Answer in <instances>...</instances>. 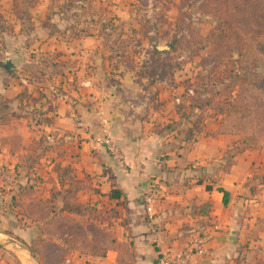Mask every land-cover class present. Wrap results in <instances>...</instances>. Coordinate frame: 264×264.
<instances>
[{
  "label": "crops",
  "instance_id": "1",
  "mask_svg": "<svg viewBox=\"0 0 264 264\" xmlns=\"http://www.w3.org/2000/svg\"><path fill=\"white\" fill-rule=\"evenodd\" d=\"M13 1L18 2L0 0L3 236L22 242H31L33 234L52 238L67 250L62 264H157L163 251L182 249L205 231L206 254L188 264H264V148L237 151L235 136L217 134L219 116L204 120L206 107L196 97L180 106L177 96L192 91L176 84V89L164 87L155 73L150 74L155 83L149 87L144 82L148 76L119 71L115 85L103 82L90 89L97 90L99 101L95 98L89 106L88 89L65 87L70 76L76 80L78 75L81 85L93 79L82 68L69 73L76 63L78 70L74 55L85 41H58L45 30L38 38L40 26H25L23 12L20 7L14 10ZM30 11L37 13L36 8ZM64 59H71L70 65ZM41 73L50 79L29 83L31 75ZM63 81L59 91L67 95L62 98L52 85ZM40 91L45 98L32 103ZM105 136L123 155L124 168L94 143V138ZM57 166L70 167L71 178L82 189L67 190ZM154 179L161 198L157 215L149 220L142 197ZM110 190L120 192L118 201L108 199ZM220 190L227 193L226 204ZM53 192L61 194L50 212L46 202ZM64 198L81 210L88 207L85 216L61 211ZM56 214L81 226L93 224L96 234L90 236L98 239L99 253H91L84 237L85 245H68L63 240L72 235L45 232Z\"/></svg>",
  "mask_w": 264,
  "mask_h": 264
},
{
  "label": "rangeland",
  "instance_id": "2",
  "mask_svg": "<svg viewBox=\"0 0 264 264\" xmlns=\"http://www.w3.org/2000/svg\"><path fill=\"white\" fill-rule=\"evenodd\" d=\"M13 6L14 10L20 7L19 11L23 12L22 17L26 20L25 26H40L41 32L36 34L38 38H41L45 30L58 41H85L77 47L74 55L77 57L74 61L80 62L78 70V63L71 66V59H64V62L72 68L69 72L72 75L82 68V72L93 79L88 84L83 82L81 85L82 80L78 75L76 80L75 75L70 76L65 87L68 90L75 87L84 91L88 89L89 94H94H88L86 104L89 106L95 104V98L99 101L97 90L90 89L100 88L103 82L115 85L116 77L121 75L119 71L126 72L128 69H132L130 72L136 76H148L144 82L149 87L155 83V79H150L152 73H155L156 80L164 82V87L176 89L175 84L183 88L193 86L190 89L192 94L177 96V102L182 107L191 103L190 97L199 98L198 102L203 104L220 88L216 79H204L211 64L204 40L216 35L218 27L224 23L220 13H209L215 7L210 8L207 0H18L17 4L13 1ZM34 8L37 9L35 14L30 11ZM180 13L183 14L182 20L178 18ZM243 27L245 26L241 28ZM158 46L167 47L169 53H156L155 48ZM65 54V57L70 56L69 51ZM234 55L237 58V52ZM112 64L118 65V70H114ZM64 82L58 87L52 85L62 98L67 95L62 89L59 91ZM218 104L204 108V120L218 117ZM235 137L237 151L252 145L245 142V136ZM258 139H255L257 144L251 149L264 148ZM2 226L0 225V264H24L21 259L24 257L30 264H62L68 257L67 250L54 243L52 238L42 239L33 234L31 242H22L7 234L3 236L6 231ZM27 226L25 223V227ZM66 226L68 227L67 222L63 221L61 224H45L44 228L46 227L45 232L49 230L52 235L65 231ZM73 226L68 227L71 232H67L73 239L66 238L63 243L85 245V240L81 237L86 233L79 228L74 230ZM89 233H94V230ZM95 242L98 243V239H92L91 243ZM89 250H93V247H89Z\"/></svg>",
  "mask_w": 264,
  "mask_h": 264
},
{
  "label": "trees",
  "instance_id": "3",
  "mask_svg": "<svg viewBox=\"0 0 264 264\" xmlns=\"http://www.w3.org/2000/svg\"><path fill=\"white\" fill-rule=\"evenodd\" d=\"M207 3L210 8L215 7L209 10V13H220L224 23L218 27L216 35L204 40L205 47H207V58L211 63L204 79L208 81L216 79L220 88L204 102L203 106L210 108L219 103L220 108L216 114L221 120L218 124L217 134L245 136V142L252 144L245 146L239 152L251 149L256 145V138L260 139L261 145L264 147V0H207ZM182 16L183 14L180 13L178 18L182 20ZM242 26L245 27L241 28ZM155 51L158 54L169 53L168 50L158 51L157 48ZM234 52H237V58H235ZM61 65L64 66V63ZM73 65L75 66V64ZM112 67L114 70L119 68L115 64H112ZM45 75L47 74L31 75L28 81L29 83L34 81L37 84H43L48 78L50 79L48 76L47 79L44 78ZM199 81L197 80V82ZM192 87L187 85L188 89ZM38 93L36 99L32 98V103L45 98L41 91ZM195 129L198 130L196 132L201 131L196 126ZM40 143H45V140L42 138ZM56 169L61 173L62 183L68 186L67 190L73 188L78 192L82 189L78 188V184L71 178L73 170L70 167L61 168L57 166ZM65 180L68 181L64 182ZM220 191L224 195L223 202L226 204L227 193L224 190ZM60 194V192L51 193L50 199L46 202L50 212L53 211L55 199ZM106 196L109 200L118 201L120 192L110 190ZM36 209L37 206L32 210ZM87 209L86 206H83L81 210L80 206L69 205L64 198L61 211L85 216ZM53 221L58 224L65 221L68 227L76 224L59 214L52 216L46 224H52ZM76 225L86 233L82 237L88 239L90 245L92 241L90 234L92 233L89 232L92 230L90 227L93 224ZM68 227L66 226L65 231L62 232L70 233L71 230ZM95 243H91L92 245L89 246L90 248L93 247L91 253L94 255L99 253Z\"/></svg>",
  "mask_w": 264,
  "mask_h": 264
},
{
  "label": "built area",
  "instance_id": "4",
  "mask_svg": "<svg viewBox=\"0 0 264 264\" xmlns=\"http://www.w3.org/2000/svg\"><path fill=\"white\" fill-rule=\"evenodd\" d=\"M94 143L105 148L111 158L121 168H124V157L109 137H96L94 138ZM160 198L161 191L159 190L158 183H156L155 179L151 180L143 194V208L147 219L153 220L157 215V206ZM208 242L209 235L205 231L197 233L182 249L163 251L158 258L157 264H188L194 256L206 254Z\"/></svg>",
  "mask_w": 264,
  "mask_h": 264
},
{
  "label": "water",
  "instance_id": "5",
  "mask_svg": "<svg viewBox=\"0 0 264 264\" xmlns=\"http://www.w3.org/2000/svg\"><path fill=\"white\" fill-rule=\"evenodd\" d=\"M157 49H158V51H163V50H166V49H168V48H167V47H161V46H158ZM23 248L26 249V247H23ZM26 251H27L28 253H30V251H29L28 249H26Z\"/></svg>",
  "mask_w": 264,
  "mask_h": 264
}]
</instances>
